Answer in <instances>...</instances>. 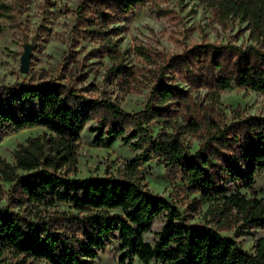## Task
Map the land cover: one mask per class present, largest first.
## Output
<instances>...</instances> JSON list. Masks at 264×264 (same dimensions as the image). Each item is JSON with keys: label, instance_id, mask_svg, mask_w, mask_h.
Instances as JSON below:
<instances>
[{"label": "trees", "instance_id": "16d2710c", "mask_svg": "<svg viewBox=\"0 0 264 264\" xmlns=\"http://www.w3.org/2000/svg\"><path fill=\"white\" fill-rule=\"evenodd\" d=\"M144 1H97L94 14L105 27L112 15L104 6L127 14ZM250 6L243 4L246 12L251 11ZM16 11L15 6L0 0V36L2 22L17 25ZM250 17L261 25V9L253 8ZM101 26L91 32L98 36L109 33ZM169 67L186 75L189 91L208 89L213 104L233 83L239 89L264 93V51L254 46L198 45L171 60ZM116 71L117 78L126 76L122 68ZM172 104H184L192 112L186 126L190 131L206 127L212 134L195 154L187 151L178 136L168 132L153 136L150 120L162 118ZM196 106L204 109L202 118ZM200 106L188 91L162 81L155 86L146 109L137 114L53 83L0 88V139L6 133L45 130L15 151L14 164L0 161L1 179L13 185L19 197L13 201L27 204L35 217L0 212V254L10 252L45 264H94L99 251L119 238L120 264L134 256L144 264H264V238L257 241L252 254L222 234L229 222L264 229V198L256 192L251 198L239 191L227 195L221 187L232 183L251 189L258 172L264 171V117L237 115L224 130L214 105ZM94 120L99 123L96 143L104 135H126V143L137 140L146 148L142 157L125 166L128 179L69 177L77 171L81 133ZM149 157L163 159L170 177H182L200 193L190 209L194 213L201 204L209 205L205 225L187 223L178 207L137 183L140 162ZM60 203L68 205V210L52 212ZM162 215L166 223L152 245L144 235Z\"/></svg>", "mask_w": 264, "mask_h": 264}, {"label": "rangeland", "instance_id": "374dc122", "mask_svg": "<svg viewBox=\"0 0 264 264\" xmlns=\"http://www.w3.org/2000/svg\"><path fill=\"white\" fill-rule=\"evenodd\" d=\"M6 1L17 8V25L12 27L11 22H2L0 88L53 83L89 100H106L128 113L137 114L146 109L155 86L162 81L188 91L196 105H214L224 130L236 121L237 115L264 117V93L239 89L233 83L229 89L220 92L219 102L213 104L208 89L189 91L186 75L169 69L171 60L186 55L198 45L254 46L264 51V37L260 34L264 33V0H145L127 14L104 6L112 15L105 27L97 21L93 7L97 1L101 3L103 0ZM243 4L251 5V11L253 8L261 9L263 19L259 27L250 17L251 11L246 12ZM96 26L109 33L103 36L92 33ZM25 36L30 42L36 38L29 73L21 72ZM117 68H122L126 76L117 78ZM169 107L162 118L155 117L149 122L154 138L168 132L181 138L187 151L195 154L210 140L211 132L206 127L200 132L186 127L192 114L186 105L172 104ZM195 109L198 117L202 118L204 109L201 106ZM98 129L99 123L94 120L81 133L77 171L69 177L77 180L128 179L125 166L142 157L146 148L137 140L126 143V135L116 138L104 135L96 143ZM43 133L45 130L42 128L6 133L0 139V161L14 164L15 151ZM136 181L178 207L187 223L205 225L209 220L205 217L208 204H201L194 213L190 209L194 199L200 198V193L182 177H170L163 159L149 157L148 161H141ZM221 187L227 195L239 191L251 198L256 192L264 198V171L258 172L251 189L232 183H224ZM16 195L13 185L0 177V212L4 216L16 214L34 220L27 204L13 201ZM57 210H68V205L60 203L52 212ZM165 223L163 215L156 218L150 232L144 235L145 241L156 244ZM222 234L236 240L245 251L253 254L257 241L264 238V229L229 222ZM122 252L117 238L99 251L94 264H120ZM19 263L45 264L16 257L10 252L0 254V264ZM126 264L144 263L134 256ZM149 264L157 263L152 261Z\"/></svg>", "mask_w": 264, "mask_h": 264}, {"label": "water", "instance_id": "95a60500", "mask_svg": "<svg viewBox=\"0 0 264 264\" xmlns=\"http://www.w3.org/2000/svg\"><path fill=\"white\" fill-rule=\"evenodd\" d=\"M36 47V38L30 42L29 38L25 36L24 39V51L22 52V63H21V72L29 73L31 61L33 57V51Z\"/></svg>", "mask_w": 264, "mask_h": 264}]
</instances>
